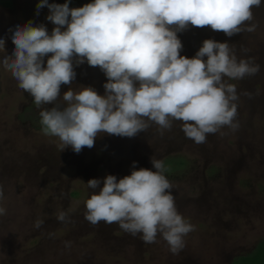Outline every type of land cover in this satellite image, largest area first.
<instances>
[{
  "label": "rangeland",
  "instance_id": "374dc122",
  "mask_svg": "<svg viewBox=\"0 0 264 264\" xmlns=\"http://www.w3.org/2000/svg\"><path fill=\"white\" fill-rule=\"evenodd\" d=\"M38 2L0 0V38L9 55L16 25L31 20L51 33L49 10L37 15ZM91 2L69 0V7ZM252 11L248 26L255 24L254 32L228 37L210 26H190L178 33L182 56L194 57L205 39H214L260 66L255 75L228 81L237 89L239 128L225 127L200 144L174 121L170 130L152 124L132 138L104 133L90 149L77 154L69 146L61 152L59 139L45 135L40 123L42 108L53 105L38 108L0 64V207L6 210L0 215V264H264V0ZM74 70V90L91 86L105 94L107 78L99 67L85 61ZM68 90L61 86L56 104L65 106ZM152 157L163 161L177 210L195 227L177 254L160 236L148 244L115 223L92 225L85 219L90 179L100 180L102 188L107 175L118 180L130 175L133 162L137 169L155 171ZM61 211L68 213L67 222L57 219Z\"/></svg>",
  "mask_w": 264,
  "mask_h": 264
},
{
  "label": "clouds",
  "instance_id": "9594fccd",
  "mask_svg": "<svg viewBox=\"0 0 264 264\" xmlns=\"http://www.w3.org/2000/svg\"><path fill=\"white\" fill-rule=\"evenodd\" d=\"M260 5L261 0H93L70 8L69 0H39L36 14L48 8L51 33L31 20L16 25L11 55L0 38V64L38 108L53 105L42 108L40 123L45 135L59 139L61 152L69 146L77 154L90 149L104 133L132 138L152 124L170 130L174 121L200 144L225 127L239 128L237 89L228 81L255 75L260 66L214 39H205L194 57L182 56L178 33L190 26H210L228 37L254 32L256 25L248 22ZM85 61L106 76L104 95L91 86L71 87L75 66ZM62 85L69 86L63 107L56 104ZM151 163L155 171L137 169L133 162L130 175L119 180L107 175L102 188L100 180L90 179L85 219L92 225L115 223L148 244L160 236L177 254L195 227L177 210L163 161L152 157ZM5 211L0 207V215ZM57 219L67 222L68 213L59 212Z\"/></svg>",
  "mask_w": 264,
  "mask_h": 264
}]
</instances>
